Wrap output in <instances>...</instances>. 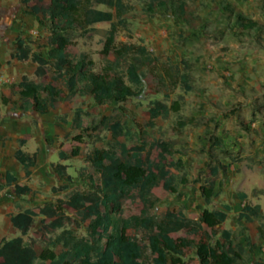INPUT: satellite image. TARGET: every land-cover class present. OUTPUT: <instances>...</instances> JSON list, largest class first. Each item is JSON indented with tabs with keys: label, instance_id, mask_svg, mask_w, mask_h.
Listing matches in <instances>:
<instances>
[{
	"label": "trees",
	"instance_id": "trees-1",
	"mask_svg": "<svg viewBox=\"0 0 264 264\" xmlns=\"http://www.w3.org/2000/svg\"><path fill=\"white\" fill-rule=\"evenodd\" d=\"M259 1L264 4V0ZM22 2L48 34L46 54L35 53L28 42L16 39V50L10 59L30 61L38 82L22 76L6 93H0L2 105L11 109H28L41 116L59 111L64 123L71 96L88 97L100 107L112 103L123 105L131 99H138L146 87L155 93L172 92L176 87L183 92L191 91L185 62L180 67L167 58L153 55L143 45L115 41L118 25L125 22L122 0ZM99 5L110 11L96 9L95 6ZM161 8L173 10L175 19L192 28L183 0H153L146 4L145 12L154 15ZM219 14L226 24L218 29V33L227 31L238 39L251 38L259 45L264 44V26L259 22L244 16L228 2L221 4ZM98 23H108L109 29L100 51L105 63L100 71H94L93 62L85 54L72 57L68 47L72 33L85 32ZM178 111L176 101L170 106L154 101L143 115L147 125L151 126L153 121L166 117L169 112ZM75 115V128L83 131L80 110ZM239 124L246 129V123ZM189 125L196 126L197 123L192 119L176 122L178 131ZM88 130L98 138L101 132L107 131L113 142L109 149H96L86 157L88 165L98 175L97 180L88 177L87 186L72 191L65 199L9 214V223L18 236L0 238V264H185V259L190 256L197 264H243L245 248L264 243V212L258 206H243L236 215V220L242 223L239 236L244 237V244L236 242L232 231L223 227L230 212L227 205L220 209L206 208L216 181L227 172V165L218 157L210 153L199 172H193L192 182L198 184L203 177L199 194L205 207L190 217L181 209L167 207L158 218L149 215V210L156 202L177 194L179 186L188 182L185 177L177 179L172 174L174 168H182L180 160L172 159L179 154L173 142L157 140L147 147L126 145L122 141L123 124L110 122L105 116ZM81 135L74 140H80ZM29 139V134L23 135L19 146ZM207 142L211 150L223 149L216 137L209 136ZM78 155V147L70 153L58 152L60 162L49 166L57 184L51 188L53 192L67 189L72 177L67 174L68 166L62 162ZM13 159L22 167V178L28 179L36 165V153L29 155L17 149ZM16 181L9 173L5 174L4 182L11 187V195L21 198L32 193L27 185H19ZM155 189L160 190L158 198L153 196ZM133 193L138 199L134 206L139 215L117 218L123 212L124 202ZM36 217L40 218V226L34 233L31 230ZM73 224H81L86 236L74 234L69 229ZM140 231L146 233L144 245L138 239ZM45 233L55 234L47 240L51 248L44 247L37 252L34 245L41 237L45 238ZM30 234V241L25 244L24 237ZM57 247L59 251L56 253L54 249Z\"/></svg>",
	"mask_w": 264,
	"mask_h": 264
},
{
	"label": "rangeland",
	"instance_id": "rangeland-1",
	"mask_svg": "<svg viewBox=\"0 0 264 264\" xmlns=\"http://www.w3.org/2000/svg\"><path fill=\"white\" fill-rule=\"evenodd\" d=\"M151 1L153 0H122L125 6L122 18L125 22L118 25L115 41L143 45L153 55L162 59L167 58L172 64L180 67H183L181 63L185 62L186 72L191 79V91L183 92L180 87H176L172 92L155 93L146 87L138 99H131L123 105L112 103L100 107L95 106L88 97L71 96L68 98L69 110L64 123L60 120L59 111L45 116L35 114L29 119L34 129V139L24 145L26 150L35 151L37 154V162L32 169L31 177L25 181L14 168L11 160L3 158L0 162L1 225V221L7 220L9 214L36 208L57 199H65L72 191L87 186L88 177L97 180L98 175L88 165L86 157L96 149H109L113 145L110 133L107 131L101 132L98 138L93 131L88 130L98 123L102 116L108 117L110 122L119 121L123 124L122 141L126 145L147 147L157 140L172 141L175 150L179 153L172 159L180 160L182 168H174L172 174L177 179L185 177L188 182L179 186L177 194L156 202L149 210V215L160 218L167 207H173L181 209L187 217H190L205 207L201 203L199 194V185L204 184L203 177L198 184L192 181L193 172H199L210 153L221 159L228 169L226 174L221 175L216 181L212 199L206 208L220 209L223 205L230 208L223 227L232 231L234 240L243 243L239 236L242 226L236 220V215L243 206H258L264 212V49L255 47L253 41V43L246 40L240 42L228 32H217L225 25L219 14L222 3L229 2L246 15L256 19L260 16L264 17V5L261 6L257 0H183L186 3L185 13L192 25L191 28L175 19L174 11L171 9L161 8L154 15H148L145 7ZM10 3L20 6V23L17 25L20 30L13 42L17 38L22 39L30 44L33 52L45 56L48 35L46 30L38 24L37 17L24 7L22 0ZM95 8L110 11L101 5ZM108 29V23H98L85 32L72 33L68 47L70 55L77 57L85 54L93 62L94 71H100L105 63L100 51ZM32 32H36V35ZM248 53L252 55L254 63L251 71H247L244 60ZM9 63L12 65L7 68H12V73L7 74L2 71L0 76L10 79L12 83H3L1 93H6L11 85L19 81L21 76L18 73L38 82L33 74L34 65L30 61L10 60ZM228 63L230 64L228 67L221 68ZM227 72L229 75L225 74ZM154 101H160L167 106L176 101L179 111L169 112L166 117L153 121L149 126L143 112ZM2 109L6 111L4 106ZM78 110L81 112L79 121L83 131L76 129L74 124L75 113ZM231 111H237V116L244 120L249 118L251 112H258V126L255 124L253 127L248 124L247 132L239 129L230 114ZM29 113L30 110L21 109L22 117H29ZM188 119H192L197 125H189L178 131L176 122ZM224 130L226 131L224 149L211 150L207 138L216 135L221 140ZM254 131L257 133L254 134ZM79 134H82L81 139L74 140ZM75 147L79 148L78 157L62 162L68 166L67 174L72 177V181L65 191L53 192L51 188L56 187L57 184L49 166L60 162L58 152L70 153ZM3 149L5 150L4 143L1 145V150ZM115 150L118 151V148L116 147ZM4 171H10L17 176V183L27 184L32 193L21 198L11 195V187L3 182ZM159 195V189L153 190L155 198ZM137 202L138 199L133 193L132 197L124 202L123 212L117 218L138 216L139 212L134 206ZM39 220V217L35 218L31 230L34 233L39 229ZM69 229L79 237L86 236L81 224H73ZM54 235L45 233L43 235L45 238L41 237V240L34 245L35 250L39 252L44 247L49 248L47 240L52 239ZM31 236L30 234L24 237L25 244L29 243ZM138 239L144 245L146 233L140 231ZM262 248L264 243L254 248L258 256L264 255ZM58 251V247L54 249V252ZM252 251L251 248L248 253L245 251L242 254L243 264H248L250 257L255 255ZM252 262L256 263L255 260ZM185 264H197V262L190 256L185 259Z\"/></svg>",
	"mask_w": 264,
	"mask_h": 264
},
{
	"label": "crops",
	"instance_id": "crops-1",
	"mask_svg": "<svg viewBox=\"0 0 264 264\" xmlns=\"http://www.w3.org/2000/svg\"><path fill=\"white\" fill-rule=\"evenodd\" d=\"M11 1L15 2V0H0V73L2 71H4L7 74L12 73V68H7V66L12 65V63H9V61L11 60L10 55L13 54L16 50V41L13 42V40H14V37L17 36V34L19 33V30H20L19 26H17L20 23V17H19L20 6L18 4H11L10 3ZM257 1L259 2V4L261 6L264 5L259 0H257ZM235 8L238 9L237 7H235ZM238 10L240 12H242L240 9H238ZM242 14L244 16L254 20V21L259 22L262 26H264V17L260 16L258 19H256L255 17H250V16L246 15L244 12H242ZM225 24H226V22H225ZM231 36H233L235 39H237L240 42H243L244 40H246L247 42L253 41L254 43L253 42L252 43L256 45L255 47L260 48V49H264V44L259 45L251 38L238 39L237 37H235L232 34H231ZM229 56H231V54ZM244 60L246 61V64H247V68H248L247 71H249L251 69L252 65L254 64L252 61L253 60L252 55L250 53H248ZM229 65H230L229 63L225 64L224 66L222 65L221 68H223V67L225 68L226 66L228 67ZM260 67H261V65H260ZM18 74L21 77L25 76L24 74H21V73H18ZM225 74L229 75L228 72ZM21 77H20V79H21ZM20 79H19V81H20ZM5 80H7V78L4 79L0 76V89L3 87V83ZM2 91H3V89L0 90V93ZM2 106H4V105H2L0 102V162L3 160V158L11 160L14 168L18 170V174L20 175L22 172V167L13 159V154L17 149H20L29 155L35 153V151L30 152L29 150H26V147L24 148V145L27 142L32 141L34 139V132H33L34 129L31 126L29 119L34 117L35 114L33 112H31L28 114L29 117L25 118V117H22L20 108L11 109L9 106H4L6 109V111H4L2 109ZM12 110H14V111H12ZM17 110H19V111H17ZM236 113H237V111L236 112H232V111L230 112V114L234 118V122L237 124L239 129L247 132V131H249V129L247 127L248 124H251L253 127L255 124H257V126H258V124H259V120H258V114L259 113L258 112H256V111L251 112L249 118L248 119L245 118L246 120L238 117ZM39 116H41V115H39ZM226 117H228V115H226ZM229 118H231L230 115H229ZM253 118L255 119L254 121L251 120ZM241 122H244V123L247 122L246 123V129L241 128V126L239 124ZM223 132H224V135L222 138L223 140L222 139L220 140V138L216 135H211V137H216L217 139H219V141H220V143L224 149L223 142L226 141V138H225L226 137V131L224 130ZM253 133L256 134L257 131H254ZM25 134H29L30 139L22 147H20L19 146V139H21L23 137V135H25ZM218 135H219V133H218ZM250 135H252V134H250ZM3 143L5 145V150L3 149V151H2L1 145ZM57 156H58V154H57ZM219 160L222 162L221 159H219ZM36 162H37V154H36ZM223 164H225V163H223ZM227 169H228V167H227ZM6 173H9L10 175H12L13 177H15L17 179V176L13 175L10 171H4L3 180H4ZM31 174H32V171H31ZM30 177H31V175H30ZM24 180L26 181L27 179H24ZM15 183H17V181ZM25 185H27V184H25ZM227 219H228V217H227ZM1 223H2V225L0 224V238L5 237L4 239H10V238H14V237L18 236L17 231L15 229H13L11 227V225H9L10 223L8 220V216H7V220L5 219V221L3 220V221H1ZM239 223L242 226V223L241 222H239ZM241 239L244 240V237L241 236ZM260 243H262V242H258L255 246L251 247L253 250L252 253L255 255H252L250 257V261L248 262V264H254L252 262V260H255L256 263L259 262L260 264H264V255L258 256V253L256 254V251L254 250V248L256 249ZM241 244H244V241H243V243L241 242ZM251 248H245L243 253H245V251L248 253V251ZM262 251H264V248H262Z\"/></svg>",
	"mask_w": 264,
	"mask_h": 264
},
{
	"label": "built area",
	"instance_id": "built-area-1",
	"mask_svg": "<svg viewBox=\"0 0 264 264\" xmlns=\"http://www.w3.org/2000/svg\"><path fill=\"white\" fill-rule=\"evenodd\" d=\"M32 34H35L36 35V32H32ZM11 83H12V81L9 80V79H7V80L4 81V84H11Z\"/></svg>",
	"mask_w": 264,
	"mask_h": 264
}]
</instances>
